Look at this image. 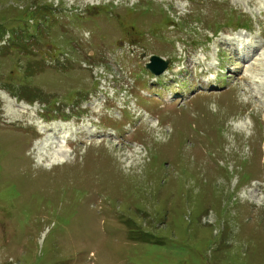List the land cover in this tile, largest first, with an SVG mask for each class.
Listing matches in <instances>:
<instances>
[{
  "label": "rangeland",
  "instance_id": "1",
  "mask_svg": "<svg viewBox=\"0 0 264 264\" xmlns=\"http://www.w3.org/2000/svg\"><path fill=\"white\" fill-rule=\"evenodd\" d=\"M0 264H264V0H0Z\"/></svg>",
  "mask_w": 264,
  "mask_h": 264
},
{
  "label": "bare ground",
  "instance_id": "2",
  "mask_svg": "<svg viewBox=\"0 0 264 264\" xmlns=\"http://www.w3.org/2000/svg\"><path fill=\"white\" fill-rule=\"evenodd\" d=\"M259 50H260V47L252 48L248 45V46H244L242 49H234L233 51H234V54L236 55V57L240 58L241 54L246 55L247 57H254L255 55L258 54ZM7 107L11 108L12 111L19 112V113H17V116H18V114L21 115L19 117L12 119L10 117H7L8 114L5 116L6 110H3L4 111V117L7 120H9V122H11V123L24 122V121L27 122V121L32 119V115H30V113L28 112L29 107H27L24 104L16 105L14 101H8ZM17 107H19V108H17ZM68 127H69V125H63V124H51L48 127L46 125H43L42 131L44 134L47 132L46 137L43 139L42 142L35 144V146L38 149L42 146H43V148H47L49 146H52L54 148V150H56L58 148L62 149L55 156L52 154L53 157H51V159H52V162L54 163V165H58V164L63 165L66 162L71 160L70 155L72 152H71V150L66 148V141H67L66 137L69 136L70 133L73 135L77 134L80 131V129L76 128V129H72L71 131L70 130L64 131L65 129H68ZM89 129L90 128L88 127L87 132L89 133V136L92 139L94 136H96V134L93 132V130H91V129L89 130ZM112 136L114 137L116 135H112ZM46 159H47V161L50 162V159H48V158H46ZM52 162H51V164H52ZM43 164L44 163H42V165ZM47 164H44L45 167H47Z\"/></svg>",
  "mask_w": 264,
  "mask_h": 264
},
{
  "label": "water",
  "instance_id": "3",
  "mask_svg": "<svg viewBox=\"0 0 264 264\" xmlns=\"http://www.w3.org/2000/svg\"><path fill=\"white\" fill-rule=\"evenodd\" d=\"M169 64V61H163L161 58L154 56L151 58V63L147 65V68L154 74L161 75L168 69Z\"/></svg>",
  "mask_w": 264,
  "mask_h": 264
}]
</instances>
